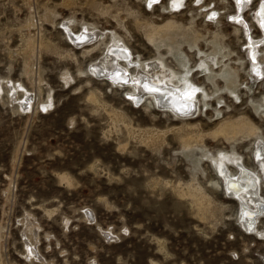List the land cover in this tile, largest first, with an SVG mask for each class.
I'll return each instance as SVG.
<instances>
[{
  "label": "rangeland",
  "instance_id": "rangeland-1",
  "mask_svg": "<svg viewBox=\"0 0 264 264\" xmlns=\"http://www.w3.org/2000/svg\"><path fill=\"white\" fill-rule=\"evenodd\" d=\"M232 1L0 0V264H264V216L242 229L219 169L240 161L262 184L255 137L222 131L247 117L264 142L251 71L264 46H249ZM250 1L241 19L258 40ZM86 31L93 42H71ZM110 44L138 60L132 74L160 59L193 82L199 110L174 116L93 74Z\"/></svg>",
  "mask_w": 264,
  "mask_h": 264
},
{
  "label": "bare ground",
  "instance_id": "bare-ground-1",
  "mask_svg": "<svg viewBox=\"0 0 264 264\" xmlns=\"http://www.w3.org/2000/svg\"><path fill=\"white\" fill-rule=\"evenodd\" d=\"M148 1L151 2V0H148ZM155 1H160L161 2V0H155ZM182 1L183 0H169V2H170L169 4L172 7H175L176 9H180L181 5L184 4ZM233 1H234V5H235V8H236V12L232 15V19L235 22H238L236 25H238V26H240L241 28L244 29V31L246 32L245 36H246V38L248 40L247 43L249 44V46L251 48L255 49V52H257L258 51L257 47L260 46V44H262L264 46V0H261L259 2L258 6L256 7V11L254 12V16H253L254 17V21H255L254 25H256L258 27V29L260 31V34H261L260 39L257 38L258 40H254V39H252L249 36V28H247V26L245 25V23L241 19L242 18V12L245 10L247 5L251 1L250 0H233ZM182 7H183V5H182ZM248 25H249V23H248ZM63 26L65 28H68L66 23H64ZM236 28H235V30H236ZM87 32L88 31L83 32L81 34H78L75 37L70 36V38L72 40L71 42H75V44H79L81 46L83 44H80V43L84 42L85 40H88V43L91 42L92 40H90V38H89L90 35ZM89 32H91V31H89ZM94 32H95V30H94ZM70 34H72V33H70ZM236 34H239V33L236 32ZM250 34H251V32H250ZM94 35L96 36L98 34H94L93 33L92 36L94 37ZM98 36H97V38H98ZM100 36H101V34H100ZM112 40H113V38H112ZM111 44H112V42H111ZM192 44H194V42ZM81 46H80V48H81ZM75 47H77V46H75ZM111 47L112 48L115 47V48H113L114 50L111 51L110 50ZM124 49L125 48L123 47V45H111L110 47H108V50H110L109 53H111V55L107 56L106 59H100L99 60V58H98V62L97 61H96L97 63L93 62L94 64L91 66L90 70L93 71L94 72L93 74L97 75L98 77H99V75H104L105 77L111 79V82L112 81H113V83L116 82V84H118L119 86H130V87H132V89L134 90V93H132L130 95H131L132 99H134L135 102H137L140 99H149V100L151 99L153 101L154 105L158 107V109L169 111L174 116L175 115H177V116L181 115L184 118H189L190 116H192L195 113V109H196V112L199 110V108L197 110V102L195 103V100H197V99L194 100V98H193V94L195 92V86L192 87L193 86V84H192L193 82L192 83L190 82L189 86L186 87L184 82H182L181 80H177V77L174 74V72L172 70H170L171 68L163 66V64L160 61V59L159 60H157V59L154 60L153 59L154 61H152V60L149 61L148 60L149 62L148 61L145 62L146 60L142 61V62H144L143 67L142 66L136 67L135 68L136 71L132 74V73L129 72V70H130L129 68H134L135 65L138 66L140 64L137 63L138 60H137V62H135L132 59H130L129 58V54L130 53H128V51L126 53V51ZM106 52H107V50H106ZM261 52H262V54H264L263 50ZM103 58H105V57H103ZM209 59H210L212 65L216 64L217 61H218L217 58H216L217 61L215 60L214 56H211V58H209ZM262 60L264 62V58H262ZM122 62L125 63L124 66L121 64ZM202 63L203 62H201V64ZM203 64H206V63H203ZM208 65L206 64V66H208ZM262 68H263V66L262 67H259L257 65L252 66L251 71H253L255 73V74H253V73L252 74L255 75V76L261 77V78L264 77V71L262 70ZM202 69H204V68H202ZM205 69L207 70L208 73L212 72L211 68H209V67H206ZM227 73H229V72H227ZM98 77H96V78H98ZM105 80H106V78H105ZM230 85L233 86L234 82L231 81ZM197 87H196V89H197ZM226 90H229V93L230 92L231 93L235 92L231 87H226ZM207 95L208 94H206V95L204 94L205 97ZM196 96H198V95H196ZM186 97H188V99H186ZM48 98H50V97H48ZM14 99H17V98L15 97ZM26 99H28V98H26ZM259 102H260L259 107L261 109L260 113H261L262 118H263L264 117V96L262 97V99ZM43 106H45V104ZM203 108H204V106H203ZM236 122H234V120H233V122L228 123V125L223 127V129H222V127H219V128L222 129L224 135H227V136L228 135H233V137H234L235 133L239 134L238 132H240V131H241V133H242V131H246L247 135L255 137V142H254L255 144H254V147H253L252 151H253L254 161L256 160L257 164H259V166L261 167L262 184L259 183L260 177H258L256 172L254 173L253 169H251V170H253V171H251V170H249V168H246V166H244L240 161H237L235 163L237 165L236 166L237 167V173L235 172L236 174H234V175L230 174L232 176L228 175V173H226L224 171L225 170L224 169L225 165L223 163L222 164L224 165V167H223L222 164H220L219 165V169H220V173H221V176H222L225 192L228 195H230L229 197H232V198L236 199L238 201V203H239V213L238 214H239V220L241 222L240 225L242 226V229L245 228L247 231L252 232L254 230V232H256V229L254 228L255 222L259 218V216H264V200L261 197V193L259 194L260 184L264 186V142H263V138L259 135L260 133L258 134V132H260L259 128L256 127L249 118L246 117V118L242 119L241 121H239L237 123ZM217 130H218L217 132L221 131V130L219 131V129H217ZM182 137H184V136H182ZM246 138L248 139V137H246ZM185 139H188V137L185 138ZM229 139H230V136H229ZM234 139H235V137H234ZM232 140H233V138H232ZM185 141H187V140H185ZM235 141L238 142V140H235ZM241 141H244V140H241ZM188 142H189V140H188ZM225 152L226 151H224V153ZM211 154H213V153H211ZM214 155H216V154H214ZM224 155H226V154H224ZM227 156L229 157V155H227ZM223 157H225V156H223ZM217 158H218V155H217ZM222 158H219V159L222 160ZM233 158H236V157L234 156ZM219 159H217V161ZM221 160H219V161H221ZM226 160H225V162H226ZM241 160L243 161V159H241ZM209 162H211V160ZM210 165H212V164H210ZM213 166H214V163H213ZM230 171H232V170H230ZM232 173H233V171H232ZM217 182H218V180H217ZM212 186H213V184H212ZM216 186H218V185H216ZM263 186H262V188H263ZM202 201H204V200H202ZM202 201L198 200V202H202ZM197 203H195V204H197ZM199 204H198V207H199ZM200 207H201V204H200ZM202 207L200 208L201 210L204 209V207L203 208ZM258 235L263 236L262 233H258Z\"/></svg>",
  "mask_w": 264,
  "mask_h": 264
},
{
  "label": "water",
  "instance_id": "water-1",
  "mask_svg": "<svg viewBox=\"0 0 264 264\" xmlns=\"http://www.w3.org/2000/svg\"><path fill=\"white\" fill-rule=\"evenodd\" d=\"M99 77H105V76H104V75H99ZM179 116H181V115H179ZM246 212H247V211H246ZM246 212H245V213H246Z\"/></svg>",
  "mask_w": 264,
  "mask_h": 264
}]
</instances>
